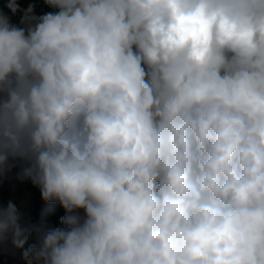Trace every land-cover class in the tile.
Here are the masks:
<instances>
[{"label":"clouds","instance_id":"9594fccd","mask_svg":"<svg viewBox=\"0 0 264 264\" xmlns=\"http://www.w3.org/2000/svg\"><path fill=\"white\" fill-rule=\"evenodd\" d=\"M6 179L0 258L264 264V0H0Z\"/></svg>","mask_w":264,"mask_h":264},{"label":"trees","instance_id":"16d2710c","mask_svg":"<svg viewBox=\"0 0 264 264\" xmlns=\"http://www.w3.org/2000/svg\"><path fill=\"white\" fill-rule=\"evenodd\" d=\"M10 199L16 202L26 217L30 216L33 219L38 217L39 212L44 207L38 189L33 187L29 182L22 183L6 179L0 185V200L6 203ZM61 215H63V210L57 208L56 212L49 217L53 226H59V217ZM0 264H23V261L19 255L15 257L4 256L0 258Z\"/></svg>","mask_w":264,"mask_h":264}]
</instances>
